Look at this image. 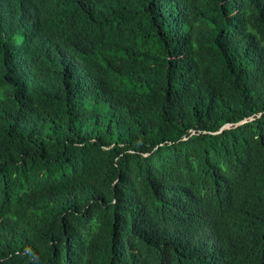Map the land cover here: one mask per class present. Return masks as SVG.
Instances as JSON below:
<instances>
[{
  "label": "trees",
  "instance_id": "obj_1",
  "mask_svg": "<svg viewBox=\"0 0 264 264\" xmlns=\"http://www.w3.org/2000/svg\"><path fill=\"white\" fill-rule=\"evenodd\" d=\"M182 236L264 264V0H0V264Z\"/></svg>",
  "mask_w": 264,
  "mask_h": 264
},
{
  "label": "clouds",
  "instance_id": "obj_2",
  "mask_svg": "<svg viewBox=\"0 0 264 264\" xmlns=\"http://www.w3.org/2000/svg\"><path fill=\"white\" fill-rule=\"evenodd\" d=\"M192 243V240L180 237L177 252L185 264H221L219 253L206 242V236H204V241H200V247L197 248Z\"/></svg>",
  "mask_w": 264,
  "mask_h": 264
}]
</instances>
